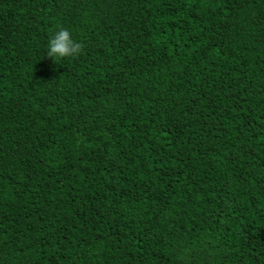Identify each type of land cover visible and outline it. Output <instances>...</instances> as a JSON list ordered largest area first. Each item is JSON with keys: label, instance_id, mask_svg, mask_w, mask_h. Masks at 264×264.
<instances>
[{"label": "trees", "instance_id": "16d2710c", "mask_svg": "<svg viewBox=\"0 0 264 264\" xmlns=\"http://www.w3.org/2000/svg\"><path fill=\"white\" fill-rule=\"evenodd\" d=\"M0 264H264V0H0Z\"/></svg>", "mask_w": 264, "mask_h": 264}, {"label": "clouds", "instance_id": "9594fccd", "mask_svg": "<svg viewBox=\"0 0 264 264\" xmlns=\"http://www.w3.org/2000/svg\"><path fill=\"white\" fill-rule=\"evenodd\" d=\"M81 47L68 28L58 26L47 41L45 53L56 61L78 55Z\"/></svg>", "mask_w": 264, "mask_h": 264}]
</instances>
